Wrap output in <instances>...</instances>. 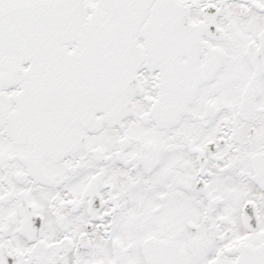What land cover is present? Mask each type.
<instances>
[{
	"label": "snow or ice",
	"instance_id": "1",
	"mask_svg": "<svg viewBox=\"0 0 264 264\" xmlns=\"http://www.w3.org/2000/svg\"><path fill=\"white\" fill-rule=\"evenodd\" d=\"M0 264H264V0H0Z\"/></svg>",
	"mask_w": 264,
	"mask_h": 264
}]
</instances>
